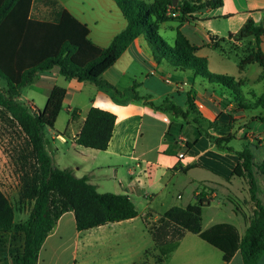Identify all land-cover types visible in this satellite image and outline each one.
Masks as SVG:
<instances>
[{
    "label": "crops",
    "instance_id": "crops-1",
    "mask_svg": "<svg viewBox=\"0 0 264 264\" xmlns=\"http://www.w3.org/2000/svg\"><path fill=\"white\" fill-rule=\"evenodd\" d=\"M56 1V5H53L49 0H31L29 15L39 20H52L58 7L64 8L87 26L89 39L99 46H106L126 24L115 0ZM249 18L264 25V0H222L218 6L203 7L181 19L176 16L172 18L176 20L175 23L166 20L160 26L163 24L164 28L172 32L169 41L163 37L167 42L172 43L176 29H179L192 44L198 46L196 54L202 56L200 50L203 46L214 44L219 37L228 33L235 34ZM240 42L241 40H236L237 45ZM259 46L264 51V36H260ZM257 66L260 76L261 66ZM170 67L180 70L182 79L177 76L173 80L168 71ZM188 70L174 67L165 60L156 61L152 46L145 35L140 34L101 75L118 89V94L121 92L113 79L127 78L125 87H131L132 83L135 89L128 98L119 99L99 93L98 86L87 81L66 79L56 66L40 72L29 85L43 90L46 97L54 84L65 87L66 96H72L76 91H86L89 94L84 110L75 105L68 106L69 118L64 131L61 132L54 125L52 134L46 133L50 142H53L54 155L59 158L61 144L69 139L80 158V161L75 162V168H72L78 170L74 173L77 176L86 175L97 187L101 180L100 171L112 169L115 192L128 194L135 205L139 196L148 199L143 208L148 227L156 223L165 210L175 205L168 204L165 209L160 210L149 202L156 198L151 189L166 187L169 179L165 180V177L170 175L178 179L180 186L188 187L190 192L185 204L180 206L195 203L197 195L208 199L202 209V229L217 222H229L242 234L254 205L250 200L246 180L232 174L238 161L235 151L248 144L254 153V149L264 146V121L258 117L262 111L260 108H242L226 88L202 77L188 80L182 75ZM163 77H168L171 82H166ZM187 80L190 83L189 89L185 88ZM135 93L141 98L137 99ZM188 94L192 97L193 108L186 111L185 115L171 112L172 115L169 116L167 111L149 105V102L159 104L168 99L186 109ZM90 106L110 110L116 116L111 139L104 150L84 147L74 142L75 134ZM31 108L34 109L33 106ZM73 109H76L75 113L71 112ZM196 119L200 121L199 126ZM69 124H75L70 136L66 132ZM205 132L213 136L231 135L228 144L233 151L217 149ZM186 142L192 143L187 146ZM186 166L189 167L183 170ZM122 168L124 172L120 171ZM180 173L182 177L178 175ZM218 192L223 194L219 209L224 210L227 218L221 216L222 218L215 220V216L209 214L208 222L204 224V210L218 196ZM259 193L264 204V194L262 196ZM177 197L180 198L181 194H177ZM233 198L240 202V206L232 202ZM133 218L83 230L75 228L68 234L67 223L71 222L75 227V220L73 211H65L46 236L39 250L37 264H88L97 255L105 264H113L117 259L131 256L136 234L135 230L123 223ZM6 231L8 230H0V264H17L12 243L5 242L2 238ZM189 234L198 236L184 231L176 247L164 256L163 264H168V255L175 252L179 255L178 264H243L239 250L223 263L222 253L218 248L205 240L201 241L203 239L199 236L201 240L188 237ZM103 244L108 247L101 248ZM151 247H155L154 242L148 248ZM257 264H264V255Z\"/></svg>",
    "mask_w": 264,
    "mask_h": 264
},
{
    "label": "trees",
    "instance_id": "trees-1",
    "mask_svg": "<svg viewBox=\"0 0 264 264\" xmlns=\"http://www.w3.org/2000/svg\"><path fill=\"white\" fill-rule=\"evenodd\" d=\"M56 5V0H49ZM124 18L125 26L117 32L106 46L95 44L88 37L87 26L72 13L59 8L52 20H39L29 15L31 0H0V77L6 81V89H0V108L20 128L25 143L14 159L19 170L18 198L31 204L23 220H15L12 202L0 188V230H11L23 235L21 251L15 255L17 264H37L39 250L65 211L74 214L75 228L83 230L107 222L135 217L137 208L126 193L100 192L86 175L77 176L72 168L60 167L54 162L50 150V139L45 129H54L55 120L62 108L66 88L54 84L42 108L31 109L17 99L22 87L32 83L40 72L56 66L66 79L87 81L98 87L118 89L102 73L109 68L133 41L144 34L154 48L156 61L165 60L181 70L189 69L192 75L220 85L228 90L242 108H260L258 117L264 121V90L260 93L241 90L242 80H235L226 74L208 73L207 59L196 54L198 46L176 29L172 43L159 33L160 24L178 16L206 6L215 7L222 0H115ZM171 7L176 16L167 14ZM237 40L252 38L254 47L238 63L239 70L256 62L261 66L259 78L264 79V51L259 46L264 36V25L247 19L228 37ZM223 40V38H222ZM218 44L217 41L214 42ZM130 89L135 90L134 87ZM136 98H141L135 93ZM149 105L162 111L186 114L193 108L192 97L188 94L186 109L164 99L159 104ZM74 110V109H73ZM75 112V111H74ZM73 112V113H74ZM115 114L98 106H90L74 142L84 147L104 150L112 136ZM199 126L200 121L196 119ZM210 142L219 150L233 151L228 144L231 135L213 136L205 132ZM192 142H186L190 146ZM238 161L232 174L244 178L248 184L253 209L242 234L229 222H217L206 229L201 227L202 209L208 203L203 195H197L195 203L185 206L173 205L165 210L156 223L149 225L154 246L161 254V260L172 251L184 231L197 234L222 253L223 263L236 250L240 251L243 264H257L264 255V204L258 196V181L255 168L264 180V155L255 160V155L246 144L235 151ZM189 166L183 167L186 169ZM145 250L144 256L147 255ZM137 264H144L143 262Z\"/></svg>",
    "mask_w": 264,
    "mask_h": 264
},
{
    "label": "rangeland",
    "instance_id": "rangeland-1",
    "mask_svg": "<svg viewBox=\"0 0 264 264\" xmlns=\"http://www.w3.org/2000/svg\"><path fill=\"white\" fill-rule=\"evenodd\" d=\"M176 20L168 19L167 22L175 23ZM160 34L169 41V35L172 33L169 29L164 28L163 24L159 28ZM229 33L225 36L219 37L217 40L218 44L205 45L201 48L200 54L207 59V63L205 66V70L208 73H216V74H226L232 76L235 80H242L241 90L248 96V91L252 90L255 93H260L264 90V79L259 78V69L257 64H248L245 68L244 73L241 74L239 70L238 63L243 55L246 53V50H250L254 47V40L252 38H244L237 45L235 36H232V39L228 37ZM223 38V40H222ZM153 48V47H152ZM154 51V48H153ZM199 55V53H197ZM128 66V64H126ZM173 67H170L169 74L174 80L177 76L178 79H182L180 70H174ZM183 76L190 80L194 76L192 75V71L188 70L186 74H182ZM181 76V77H180ZM197 77V76H195ZM114 78V77H111ZM117 84L121 93H116L114 89L107 87H98L99 93L106 95H113L119 99L128 98L130 94L133 93V90L130 87H125L127 84V78L120 77L119 79H113ZM187 80V81H188ZM61 84L63 81H60ZM6 81L0 77V89H6ZM131 83V87H132ZM190 83L185 85L186 89H189ZM89 94L86 91H76L72 96H65L62 108L55 120V128L60 130L61 132L65 130L69 118L68 106H78L82 110L85 108V102L88 98ZM17 99L30 107L33 106L34 109L42 108L45 104L46 96L44 91L35 86L27 85L21 88L20 94ZM33 109V108H31ZM33 109V110H34ZM255 109V108H254ZM76 109L72 110L73 113ZM75 113V112H74ZM170 111H167V115L171 116ZM75 124H69L66 132L71 135V132L74 130ZM53 130V129H52ZM51 129L46 128L45 131L48 134H52ZM54 133V132H53ZM244 141V140H243ZM25 143V137L17 124L12 121L8 115L4 114L0 108V188L5 192L10 201L13 204L15 210V220H23L27 217L31 204L27 201H20L18 198V185H19V170L14 161L16 158V153L19 151L22 145ZM259 145V144H257ZM50 150L54 152L53 142H50L49 146ZM255 160H260L264 155V146L254 149ZM54 162L60 167H69L75 168V162L80 161L79 155L75 152L74 144L68 139L66 143H62L60 146L59 158L54 155ZM75 173L78 170L73 169ZM120 171L124 172V168L120 169ZM105 176H104V175ZM111 176L110 178L107 177ZM181 175L182 174H178ZM255 175L258 181V192L263 196L264 194V180L262 175L255 168ZM101 180L98 182L100 185L97 187V190L100 192L110 191L115 192V187L113 185V171L112 169H102L100 171ZM170 177V178H169ZM166 187L163 189L153 188L151 189L154 193V197L156 198L151 202V205L157 206L160 210L165 209L168 204L175 205H183L188 199V195L190 194L188 187L183 188L180 186L177 181L178 179L173 176L167 175L165 180H168ZM180 179V178H179ZM183 179V178H181ZM249 192V191H248ZM177 194H181V197L178 198ZM223 194L218 192V196L214 198L210 206L205 208L203 214V223L207 224L208 215L211 214L215 216V220H219L222 218H227L224 210H220L219 206H221V201H223ZM264 200V197H263ZM193 201V200H192ZM191 201V202H192ZM225 202H227L225 200ZM232 202L237 206H240V202L235 198L232 199ZM148 203V199L144 196H139L136 201V207L138 214L132 220H126L123 225L135 230V242L132 244V253L131 256H126L125 258L117 259L113 262V264H136L143 262L144 264H163L161 260V254L159 253L156 247H151L153 245V241L151 239V235L149 232L148 225L144 220V209L146 204ZM149 223V222H148ZM67 233L70 234L71 231L75 230L74 224L69 222L66 226ZM188 237H194L196 240H201L198 236H193V234H189ZM195 235V234H194ZM3 240L8 243H12V247L14 250V256L17 255L21 251L22 243H23V235L19 233H14L11 230L6 231L3 236ZM11 238V239H10ZM204 241V240H201ZM10 243V244H11ZM108 245L103 244L101 248H107ZM148 248L147 255L144 256L145 249ZM217 251V250H216ZM168 264H178L179 255L178 252L173 253L172 255H168ZM88 264H105L101 257L98 255L93 258V261Z\"/></svg>",
    "mask_w": 264,
    "mask_h": 264
},
{
    "label": "built area",
    "instance_id": "built-area-1",
    "mask_svg": "<svg viewBox=\"0 0 264 264\" xmlns=\"http://www.w3.org/2000/svg\"><path fill=\"white\" fill-rule=\"evenodd\" d=\"M167 14L172 15V16H176V15H177V12H174V11L172 10V8L169 6V7L167 8ZM163 79H164L166 82H171V80H170L168 77H163Z\"/></svg>",
    "mask_w": 264,
    "mask_h": 264
},
{
    "label": "water",
    "instance_id": "water-1",
    "mask_svg": "<svg viewBox=\"0 0 264 264\" xmlns=\"http://www.w3.org/2000/svg\"><path fill=\"white\" fill-rule=\"evenodd\" d=\"M177 1L176 0H173V3H176Z\"/></svg>",
    "mask_w": 264,
    "mask_h": 264
}]
</instances>
